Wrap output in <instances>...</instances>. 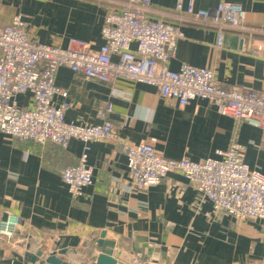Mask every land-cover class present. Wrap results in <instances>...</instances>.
I'll return each mask as SVG.
<instances>
[{
	"label": "crops",
	"instance_id": "obj_1",
	"mask_svg": "<svg viewBox=\"0 0 264 264\" xmlns=\"http://www.w3.org/2000/svg\"><path fill=\"white\" fill-rule=\"evenodd\" d=\"M222 1L243 7L246 29L226 30L221 49L216 29L190 22L176 11L177 0H152L147 16L184 34L170 70L177 72L185 64L213 69L224 88L264 93V0H197L196 9L213 10ZM111 10H121L120 3L0 0V26L21 14L36 42L66 48L71 39H79L98 51ZM56 86L68 94L56 101L71 104L69 123L101 125L99 112L113 105L108 119L117 139L91 144L87 164L94 184L73 200L61 172L80 164V141L63 148L0 132V228L8 220L18 222L14 237L0 235V264H46L52 253L68 264H97L102 233L105 242L114 243L116 264H133L138 257L150 264H264V220L243 222L215 211L179 172L147 192L133 189L125 150L147 143L167 159L203 162L219 159L218 152L238 143L249 168L264 175L262 129L220 115L206 100L182 108L145 84L118 80L107 85L60 68ZM17 101L28 108L31 95ZM38 253L36 263L28 260Z\"/></svg>",
	"mask_w": 264,
	"mask_h": 264
},
{
	"label": "built area",
	"instance_id": "obj_2",
	"mask_svg": "<svg viewBox=\"0 0 264 264\" xmlns=\"http://www.w3.org/2000/svg\"><path fill=\"white\" fill-rule=\"evenodd\" d=\"M108 2L115 0H105ZM121 10H111L102 30L103 45L93 51L90 44L71 39L66 48L34 41L26 29L23 16H14L9 25L0 26V132L21 141L67 148L72 140L84 145L80 164L61 172V178L73 200L81 199L94 184L88 166L91 144L116 140L108 115L113 105L99 112L101 125H77L66 121L71 104L67 92L56 86L60 68H68L86 81L113 85L118 80L155 87L162 99L180 107L194 100H206L220 115L247 123L264 132V93L224 88L215 71L183 65L179 71L169 68L175 58L182 30L147 14L152 0H116ZM197 0H177L176 11L190 22L214 27L217 48L224 45L226 30L245 31L246 12L239 4L222 1L213 10L196 9ZM118 60L114 61L113 58ZM31 95L32 103L21 108L17 98ZM114 98L117 94L113 93ZM129 183L137 191L147 192L161 184L170 173H181L214 210L238 221L264 220V175L245 163V150L238 143L218 152L219 159L193 162L171 160L161 156L154 146L142 143L126 147ZM18 222H5L0 235L14 237ZM133 264H150L136 258Z\"/></svg>",
	"mask_w": 264,
	"mask_h": 264
},
{
	"label": "water",
	"instance_id": "obj_3",
	"mask_svg": "<svg viewBox=\"0 0 264 264\" xmlns=\"http://www.w3.org/2000/svg\"><path fill=\"white\" fill-rule=\"evenodd\" d=\"M106 234L102 233L101 240L99 242V246L101 247V254L98 257L97 264H116V260L113 258V242H105ZM66 254V251L60 253V255ZM41 256V253H38L36 256H31L28 260L32 263H36L38 261V257ZM46 264H68L64 262L62 259L58 257L57 253L50 254L45 259Z\"/></svg>",
	"mask_w": 264,
	"mask_h": 264
}]
</instances>
